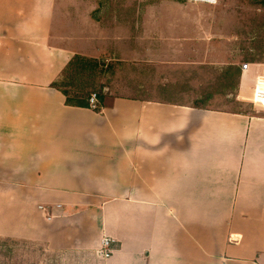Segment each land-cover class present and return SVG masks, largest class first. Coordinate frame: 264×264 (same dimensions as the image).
Listing matches in <instances>:
<instances>
[{
  "label": "crops",
  "instance_id": "obj_1",
  "mask_svg": "<svg viewBox=\"0 0 264 264\" xmlns=\"http://www.w3.org/2000/svg\"><path fill=\"white\" fill-rule=\"evenodd\" d=\"M201 10L0 0V241L57 264H264V117L221 105H249L235 99L249 61L235 35L209 45L222 37ZM75 55L113 69L98 112L49 88ZM174 66L198 68L196 87L167 81Z\"/></svg>",
  "mask_w": 264,
  "mask_h": 264
},
{
  "label": "rangeland",
  "instance_id": "obj_2",
  "mask_svg": "<svg viewBox=\"0 0 264 264\" xmlns=\"http://www.w3.org/2000/svg\"><path fill=\"white\" fill-rule=\"evenodd\" d=\"M224 3L228 5V8H225ZM197 5L202 9V12H208L212 15L214 22L213 27H211L212 33L215 36L220 34L222 37L220 41H216L218 39L216 37L215 40L209 42V45L214 44L216 46H224L227 41L226 37L235 35L237 38L236 44H233L234 42L229 43V46H232L230 44H233L235 49L241 50L240 55H244L246 57L243 60L249 61L246 63L264 61V5H254V7L247 1L244 3V0H218L216 6H209L208 4L203 3H197ZM245 5L249 9L245 8ZM229 6L237 9L230 10ZM209 19L210 17L205 21H208ZM90 48L92 49L89 51V53L93 55L89 56H96L97 46L92 44ZM97 63L98 66L100 65L101 67H98L92 78V81H94V87L92 90L93 94H96L97 92L99 93L101 90L102 86H98L99 79L102 81L104 79L108 81L114 77L113 69L109 64L105 67L104 62L98 61ZM122 69L123 73L126 74L124 76L121 75V78L123 79H125L124 77H127V75V78H129V74L135 73L136 71L131 69L127 64H125ZM198 70L199 69L196 67H169V70L166 72L169 74V76H167L166 80L175 83L178 81V83L175 84V87L177 89H181V85L183 84L181 78L183 77V74L185 75L189 73L190 77L187 81L188 85L195 88L197 81L194 74ZM191 72L193 74H191ZM142 78L143 77L138 76L137 80H141ZM154 85H159V82L156 79ZM112 89L118 88L113 87ZM117 92L118 94L127 96H137V94L141 95V93H135L131 90ZM153 95L154 97H165V93H154ZM222 104L228 106V108H235L237 111H242L244 109L250 111L251 108L250 105H242L236 102V106L234 107V104H232L230 101H224L221 103V105ZM58 262L59 257L46 253L40 246L18 243L14 241H0V264H57Z\"/></svg>",
  "mask_w": 264,
  "mask_h": 264
},
{
  "label": "trees",
  "instance_id": "obj_3",
  "mask_svg": "<svg viewBox=\"0 0 264 264\" xmlns=\"http://www.w3.org/2000/svg\"><path fill=\"white\" fill-rule=\"evenodd\" d=\"M249 1L254 5H264V0ZM97 62L95 59L75 55L50 83L49 88L57 90L63 95L66 106L89 109V98L93 94L94 87L92 78L98 69ZM95 96L96 102L93 110L98 112L103 106L104 95L97 92Z\"/></svg>",
  "mask_w": 264,
  "mask_h": 264
},
{
  "label": "built area",
  "instance_id": "obj_4",
  "mask_svg": "<svg viewBox=\"0 0 264 264\" xmlns=\"http://www.w3.org/2000/svg\"><path fill=\"white\" fill-rule=\"evenodd\" d=\"M190 3H205L215 5L217 0H177ZM247 94L248 96H245ZM236 101H244L250 105L249 115L264 117V63H242L240 65V79ZM96 102L95 94L89 98V105L94 109ZM39 209H42L39 207ZM112 240L102 237L96 251L97 256L107 259L112 254Z\"/></svg>",
  "mask_w": 264,
  "mask_h": 264
}]
</instances>
